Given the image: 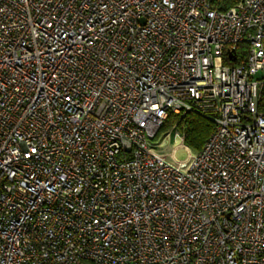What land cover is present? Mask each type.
Returning a JSON list of instances; mask_svg holds the SVG:
<instances>
[{"label":"built area","instance_id":"1","mask_svg":"<svg viewBox=\"0 0 264 264\" xmlns=\"http://www.w3.org/2000/svg\"><path fill=\"white\" fill-rule=\"evenodd\" d=\"M0 264H264V0H0Z\"/></svg>","mask_w":264,"mask_h":264},{"label":"trees","instance_id":"2","mask_svg":"<svg viewBox=\"0 0 264 264\" xmlns=\"http://www.w3.org/2000/svg\"><path fill=\"white\" fill-rule=\"evenodd\" d=\"M227 4H231V2L228 1ZM243 48L244 46H240L239 49ZM173 126L183 135L184 144L194 150H199L210 134L213 124L208 118L197 113L188 112L178 120L177 114L169 112L159 129L157 137L168 132Z\"/></svg>","mask_w":264,"mask_h":264},{"label":"bare ground","instance_id":"3","mask_svg":"<svg viewBox=\"0 0 264 264\" xmlns=\"http://www.w3.org/2000/svg\"><path fill=\"white\" fill-rule=\"evenodd\" d=\"M169 148L173 149L172 156L173 158H169V154L167 153V149H163L164 156L169 160L175 161H187L195 152L194 149L186 146L183 143L182 136L179 133H176L174 136V141L169 145Z\"/></svg>","mask_w":264,"mask_h":264},{"label":"rangeland","instance_id":"4","mask_svg":"<svg viewBox=\"0 0 264 264\" xmlns=\"http://www.w3.org/2000/svg\"><path fill=\"white\" fill-rule=\"evenodd\" d=\"M176 133H179L181 136H182V138H183V135L181 134V132L175 127V126H173L169 131H168V133L167 134H169V136L168 137H166L165 136V141H162V147H161V150H163V149H167V153L169 154V158H173V156H172V152L171 151H173V149H171V148H169V145L174 141V136H175V134ZM161 140H164V137H162V139ZM184 143V142H183ZM186 145V144H185ZM186 146H188V145H186ZM189 147V146H188ZM192 149V148H191Z\"/></svg>","mask_w":264,"mask_h":264},{"label":"water","instance_id":"5","mask_svg":"<svg viewBox=\"0 0 264 264\" xmlns=\"http://www.w3.org/2000/svg\"><path fill=\"white\" fill-rule=\"evenodd\" d=\"M229 56L232 57V58L234 59V53H233V51H230V52H229Z\"/></svg>","mask_w":264,"mask_h":264}]
</instances>
